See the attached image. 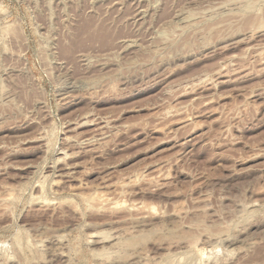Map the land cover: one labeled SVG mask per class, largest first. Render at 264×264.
Listing matches in <instances>:
<instances>
[{"label":"rangeland","instance_id":"1","mask_svg":"<svg viewBox=\"0 0 264 264\" xmlns=\"http://www.w3.org/2000/svg\"><path fill=\"white\" fill-rule=\"evenodd\" d=\"M118 263L264 264V0H0V264Z\"/></svg>","mask_w":264,"mask_h":264},{"label":"bare ground","instance_id":"2","mask_svg":"<svg viewBox=\"0 0 264 264\" xmlns=\"http://www.w3.org/2000/svg\"><path fill=\"white\" fill-rule=\"evenodd\" d=\"M99 196V195H98ZM100 198H101V196H99ZM105 201H106V199H105ZM95 241V240H94ZM130 258V257H129ZM119 264V263H118ZM122 264V263H121Z\"/></svg>","mask_w":264,"mask_h":264}]
</instances>
